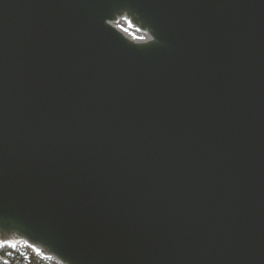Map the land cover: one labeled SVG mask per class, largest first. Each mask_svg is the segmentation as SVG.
<instances>
[{
  "label": "water",
  "instance_id": "1",
  "mask_svg": "<svg viewBox=\"0 0 264 264\" xmlns=\"http://www.w3.org/2000/svg\"><path fill=\"white\" fill-rule=\"evenodd\" d=\"M7 244L264 264V0H0Z\"/></svg>",
  "mask_w": 264,
  "mask_h": 264
},
{
  "label": "trees",
  "instance_id": "2",
  "mask_svg": "<svg viewBox=\"0 0 264 264\" xmlns=\"http://www.w3.org/2000/svg\"><path fill=\"white\" fill-rule=\"evenodd\" d=\"M24 244L0 246V264H43Z\"/></svg>",
  "mask_w": 264,
  "mask_h": 264
},
{
  "label": "built area",
  "instance_id": "3",
  "mask_svg": "<svg viewBox=\"0 0 264 264\" xmlns=\"http://www.w3.org/2000/svg\"><path fill=\"white\" fill-rule=\"evenodd\" d=\"M117 29H119L124 35L133 38L137 42H146L149 40V37L143 33L137 32L133 28H128L125 24H117L115 25Z\"/></svg>",
  "mask_w": 264,
  "mask_h": 264
},
{
  "label": "rangeland",
  "instance_id": "4",
  "mask_svg": "<svg viewBox=\"0 0 264 264\" xmlns=\"http://www.w3.org/2000/svg\"><path fill=\"white\" fill-rule=\"evenodd\" d=\"M43 264H58L57 262L53 261V260H46V259H43Z\"/></svg>",
  "mask_w": 264,
  "mask_h": 264
}]
</instances>
